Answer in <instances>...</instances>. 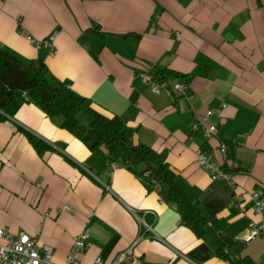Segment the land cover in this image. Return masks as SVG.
<instances>
[{
	"label": "crops",
	"instance_id": "crops-1",
	"mask_svg": "<svg viewBox=\"0 0 264 264\" xmlns=\"http://www.w3.org/2000/svg\"><path fill=\"white\" fill-rule=\"evenodd\" d=\"M51 32L52 50L27 36L44 40ZM0 45L26 61L43 59L52 83L83 98L81 122L89 123L94 110L117 114L133 128L134 141L151 145L178 172L179 183L198 194L213 226L235 236L241 254L264 264V234L243 240L260 215L245 195L247 210L229 206L233 191L264 188V0H0ZM150 62L187 73V86L172 95L154 91L139 74ZM209 108L207 122L217 132L205 135L192 123ZM3 113L0 228L52 244L47 264L63 263L85 227L82 263L100 256L102 264H113L131 247L117 264L135 258L228 264L157 190L113 165L103 147L91 150L24 91ZM24 130L49 147L39 152ZM220 142L240 163L234 186L195 161L197 147ZM216 159L222 160L219 152Z\"/></svg>",
	"mask_w": 264,
	"mask_h": 264
},
{
	"label": "trees",
	"instance_id": "trees-1",
	"mask_svg": "<svg viewBox=\"0 0 264 264\" xmlns=\"http://www.w3.org/2000/svg\"><path fill=\"white\" fill-rule=\"evenodd\" d=\"M97 35L102 31L92 29ZM140 34H136L139 36ZM156 76L168 78L189 75L166 66L157 67ZM49 67L41 58L24 60L18 54L0 45V119L5 118L3 110L18 90L37 104L47 115L59 119L60 126L85 140L91 150L103 147L106 156L117 165L130 169L143 179L150 189L171 204L179 213L180 221L197 237L209 240L214 253L228 264H260L247 253L236 248L237 238L212 224L213 215L201 205L196 192L188 191L177 180V171L158 157L149 144L133 140V128L127 126L117 114L106 115L94 110L89 123L80 121L78 114L83 108V98L73 91L52 83ZM35 146L42 152L49 143L38 135L24 130ZM228 144V143H227Z\"/></svg>",
	"mask_w": 264,
	"mask_h": 264
},
{
	"label": "built area",
	"instance_id": "built-area-1",
	"mask_svg": "<svg viewBox=\"0 0 264 264\" xmlns=\"http://www.w3.org/2000/svg\"><path fill=\"white\" fill-rule=\"evenodd\" d=\"M54 32H51L47 39H39L30 34L27 36L35 44H45L50 50L53 49ZM157 66L155 63H146L145 67L140 70L139 74L142 80L147 83L154 91L164 92L172 95L174 91L183 90L187 86V80L184 77H176L172 81L167 78H159L156 76ZM225 102H222V106ZM213 113L212 109H207L204 113L199 114L192 123L193 129L203 128L205 135L217 132L216 123L207 122L208 117ZM219 152L222 160L216 159V153ZM196 163L206 169L211 177L226 179L231 186L235 185L234 175L239 169V161L229 154L228 147L225 142H220L218 146L213 148L199 146L195 149ZM115 165V162H112ZM0 183V193L2 191ZM246 196L251 202V208L260 215L259 219L254 220L247 228L243 235L244 241L264 234V188H252L246 192L233 191L229 206H238L241 210H247L248 205L242 198ZM0 236L5 238L0 242V264H47L52 260L53 246L47 242H39L37 236L26 231L18 234H10L4 228H0ZM89 245V228L85 227L79 231L73 239L72 245L66 254L63 263L59 264H102V258L97 256L92 263H82L78 254L83 252ZM132 252L131 247L119 252L113 259V264H117L127 254ZM200 264L198 262H195ZM132 264H144L139 258H135Z\"/></svg>",
	"mask_w": 264,
	"mask_h": 264
}]
</instances>
